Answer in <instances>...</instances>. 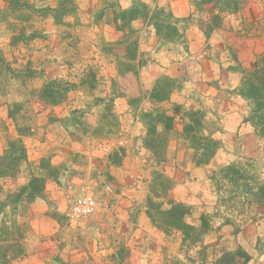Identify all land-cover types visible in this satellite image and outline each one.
Masks as SVG:
<instances>
[{
	"label": "rangeland",
	"instance_id": "1",
	"mask_svg": "<svg viewBox=\"0 0 264 264\" xmlns=\"http://www.w3.org/2000/svg\"><path fill=\"white\" fill-rule=\"evenodd\" d=\"M193 1L0 0V155L21 139L29 163L0 179V201L29 174L44 178L40 196L2 207L0 264H264V209L244 193L249 176L264 180V137L238 95L241 70L264 59V3L238 0V12L224 14L206 39L196 23L211 6L196 9ZM132 4L147 16L120 31ZM169 15L181 37L164 41ZM160 77L180 83L155 103ZM189 110L204 114V129L188 138ZM162 113L173 117V133L155 127L162 139L148 150L144 117ZM210 132L218 148L197 165L205 151L195 146ZM228 165L244 178H224ZM156 172L171 190L161 191ZM86 195L96 212L70 217L71 204ZM170 202L189 208L184 224L197 227L205 215L207 233L191 242L162 215L153 225L147 213Z\"/></svg>",
	"mask_w": 264,
	"mask_h": 264
},
{
	"label": "trees",
	"instance_id": "2",
	"mask_svg": "<svg viewBox=\"0 0 264 264\" xmlns=\"http://www.w3.org/2000/svg\"><path fill=\"white\" fill-rule=\"evenodd\" d=\"M264 3V0H262ZM12 8L18 9L21 8L22 5L13 3L11 4ZM204 6H211V10L209 11V16L207 19L200 18L197 20V27L203 33L204 37L207 39L209 38L210 34L220 26L222 16L224 14H234L237 13L239 10V3L238 0H194L192 2V7L196 9H202ZM144 5H131L130 8L121 12L120 20L122 25L119 27L118 30L128 32L129 26L131 22L136 20H145L147 14L145 11ZM159 10L157 13L161 12ZM154 14L157 16L158 14ZM154 17V16H153ZM188 17H192L190 14ZM169 18L173 21L171 25L165 28V34L162 38L164 41H170L171 35H178L181 37V33L176 29V19L169 15ZM128 28V29H126ZM158 31V35L160 34V28L155 27ZM128 30V31H127ZM237 62V61H236ZM264 59H258L254 61L253 66L250 70L243 71L242 77L240 79L239 88H238V95L248 101L250 103V113L248 116V122L251 123L252 127L258 133V136L264 137ZM141 66V65H139ZM138 66V67H139ZM179 81L178 79H170L169 77H160L156 81V85L153 88L152 93H150V98L155 102H163L167 101L169 95L172 91L177 90L179 88ZM51 85L54 82L50 83ZM56 97V94H53ZM144 118H147L146 122V137L144 140V146L148 150H152L155 148L157 143H159L158 137L160 134H155V127L159 126L166 135L172 134V121L173 117L168 116L165 114L155 115L154 118H149L146 114ZM185 118L188 123H186L183 127V133L186 137L189 138V134L195 132L197 130L204 129L203 128V119L204 114L199 110H189L183 113L182 119ZM19 132V130H18ZM21 136L20 134H17ZM202 141L204 145H196L198 149L203 148L205 151L203 154H200L196 164L197 165H204L207 164L212 157L214 156L215 150L218 148V143L211 138V132L206 135L202 136ZM155 150V149H154ZM29 166L26 156L25 147L21 141V139H17L15 141H11L8 144L6 150L0 155V179L2 178H15L17 177L20 172L22 166ZM48 176L53 177L49 174ZM221 173L224 178L232 179L233 182H237V180H241L244 178V174L234 165H228L221 169ZM31 179L24 184L21 185L16 192L6 194L4 201H0V211H2V207L6 206H15L18 202L23 201L22 199H34L40 196L42 192V187L44 185V178L41 175L33 176L29 174ZM155 179L159 183V188L161 191L166 193L167 191L171 190L174 186V183L170 181L167 177L163 174L154 173ZM235 178V180H233ZM239 178V179H238ZM231 181V180H230ZM245 197L248 199V204H253L257 208L264 209V180L261 181L260 179L254 178L252 176L248 177V185L245 186ZM158 197V196H155ZM160 197H163L160 196ZM170 208L164 212L157 211L154 213H147L148 217L150 218L153 225L156 227H160L157 224L159 215L164 216L165 227L176 229L183 233V236L190 237L191 242H195L196 238L205 235L209 230V223L207 217L205 215H201L199 218V225L197 227L189 224H184L185 217L189 216L190 211L189 208H186L180 204H175L170 202ZM250 206V205H248ZM155 214V215H154ZM157 219H156V217ZM159 216V217H158ZM264 218V214L261 216ZM197 242V241H196ZM231 255V253H224L222 259L227 256ZM243 258L246 259V255H242Z\"/></svg>",
	"mask_w": 264,
	"mask_h": 264
},
{
	"label": "built area",
	"instance_id": "3",
	"mask_svg": "<svg viewBox=\"0 0 264 264\" xmlns=\"http://www.w3.org/2000/svg\"><path fill=\"white\" fill-rule=\"evenodd\" d=\"M109 150H110L109 145H101L99 147V152L102 154H106L107 152H109ZM105 189L109 190V187L107 186ZM98 207L99 204L93 196L91 195L82 196L77 198L71 204L68 215L72 218L83 220L92 216L96 212Z\"/></svg>",
	"mask_w": 264,
	"mask_h": 264
}]
</instances>
